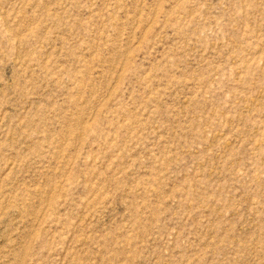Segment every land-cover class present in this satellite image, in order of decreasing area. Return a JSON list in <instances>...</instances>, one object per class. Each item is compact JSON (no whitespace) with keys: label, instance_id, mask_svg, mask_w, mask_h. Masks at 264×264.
<instances>
[{"label":"rangeland","instance_id":"rangeland-1","mask_svg":"<svg viewBox=\"0 0 264 264\" xmlns=\"http://www.w3.org/2000/svg\"><path fill=\"white\" fill-rule=\"evenodd\" d=\"M0 264H264V0H0Z\"/></svg>","mask_w":264,"mask_h":264}]
</instances>
